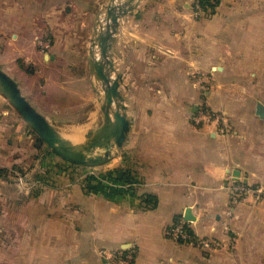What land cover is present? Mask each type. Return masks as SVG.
I'll use <instances>...</instances> for the list:
<instances>
[{
    "label": "crops",
    "instance_id": "0c3cea01",
    "mask_svg": "<svg viewBox=\"0 0 264 264\" xmlns=\"http://www.w3.org/2000/svg\"><path fill=\"white\" fill-rule=\"evenodd\" d=\"M191 1L138 0L118 17L109 53L130 123L100 170H126L136 180L117 191L89 189L88 174L65 170L26 176L29 186L17 187L3 171L60 162L0 95V264H108L100 251L117 247L133 249V264H264V0H219L207 15H194ZM95 2L94 10L91 0H0V69L23 92L13 72L35 75L63 55L89 51ZM47 37L45 51L38 42ZM191 71L207 73L205 94ZM88 72L70 87L80 102L94 101L86 118L100 114ZM50 75L33 86L55 82ZM75 104L62 116H76ZM201 104L217 118L204 119ZM234 180L262 190L232 203ZM146 193L155 206H141ZM186 207L196 217L187 223L195 239H172L167 229ZM210 237L219 246H199Z\"/></svg>",
    "mask_w": 264,
    "mask_h": 264
},
{
    "label": "water",
    "instance_id": "95a60500",
    "mask_svg": "<svg viewBox=\"0 0 264 264\" xmlns=\"http://www.w3.org/2000/svg\"><path fill=\"white\" fill-rule=\"evenodd\" d=\"M138 0L115 2L109 0L103 5L104 17L96 19L94 32L90 39L88 69L102 86L101 123L84 133L82 139L64 135L48 117L40 113L25 97L18 83L4 70L0 69V93L8 100L30 128L45 142L46 149L71 162L80 165L98 164L107 159L113 146L120 147L129 129V119L124 109L125 103L119 92V75H111L113 61L109 50L114 41L118 17L132 12ZM104 19V23L102 22ZM97 46L98 52L92 50ZM99 93V91H97ZM261 113V108L257 109ZM185 220L196 219L190 207L183 213Z\"/></svg>",
    "mask_w": 264,
    "mask_h": 264
},
{
    "label": "rangeland",
    "instance_id": "374dc122",
    "mask_svg": "<svg viewBox=\"0 0 264 264\" xmlns=\"http://www.w3.org/2000/svg\"><path fill=\"white\" fill-rule=\"evenodd\" d=\"M91 1L93 3L94 10L96 9L95 7L97 6L95 1H99L101 3V6L98 8L97 14H96L98 16V19H100L101 14L104 13L103 4H105L109 0H91ZM122 1H124V0H115V2H122ZM194 1L195 0H192L190 3L193 14H194V10H195V2ZM206 8H207V6H206ZM203 14L207 15L210 13H207L202 9V11H200L199 15H203ZM92 50L95 54H97L98 49H97L96 45L92 48ZM45 51H47V50H45ZM88 57H89L88 51H84L82 54L76 53V54H70V55H63V57H60V60H58L59 62L57 64L52 65V68H51V65L47 66V67H43L42 69L39 68V70H41V71L35 75H33V73L29 74V73L23 72L22 76H19L18 72L17 73L13 72L15 77L20 80L21 86L24 90L23 92H25V94H27V95L30 94L28 96H32V98H37V99H39V101H41L40 104L38 102L36 103L37 106H39L41 108V110L45 111L46 107H47V109L53 110L52 113L55 114L56 116L54 118L51 117L52 119L49 118L50 121L52 120L51 122H53L57 126V128L67 137L79 139V140L84 137V133H86L90 129L97 127L102 121V111L100 109V104L102 101L103 91H102V86H101L100 81H97L94 78V76L91 75L92 85L93 84L94 85L90 90H91V93H92V96L94 97V99H95L96 94H97V97L99 99V100H97V97H96L95 106L99 107L100 114L99 115L97 114L95 117L86 118L83 116L85 113H88L92 110L94 101L90 102L89 100H82V102H80L81 98H79V96L76 93H72L70 90L71 85H73V82H75V80H73V79H76L77 77H80V76H86L85 73H87V71H88V62H87ZM112 57L114 58V54L109 53V58L112 59ZM1 64L2 63H0V65ZM19 66H22L21 63H19ZM27 66L33 68V70H34L33 65L31 66L28 64ZM113 66H114V64H113ZM47 73H51L52 77H54V79H55V82L52 81L51 84H44L42 82L41 86H39V87L33 86L36 79L38 80L39 77H41L40 79H42V77H44V79H45V77H46L45 74H47ZM110 73L113 76L117 74L115 68H114V70H111ZM190 73H191L193 78L202 79V82H204V83H203V85L199 86V89H201V92H204L203 94H205V91L210 88V84H211L210 83L211 80L209 78H207V73L205 71H191ZM67 88L70 91L67 92V90H65ZM41 89H44L46 92L43 90L44 92L41 91V93H40L39 90H41ZM76 89L79 90L80 88L76 87ZM125 89H127V87ZM97 91H99V93H97ZM119 92H120V94H122V89H121V91L119 90ZM125 92H126V90H125ZM0 95L4 98V101H6V103H9L8 100L1 93H0ZM74 103H76L75 105L80 109V110L76 109V113H77L76 116L67 117L68 115H66V114L62 116V114L64 112L67 113L66 111L63 110V109H65L64 107H70V105H72ZM11 107L16 113H18L13 108L12 105H11ZM48 107H51V108H48ZM204 108L205 107L201 104L200 108L197 111L199 112L200 110H203ZM209 111H211V110H209ZM197 117H198L197 114H195V116L193 118V122L195 124L200 123V121H201V119H199V118L197 119ZM75 133H78V134H75ZM74 134H75V136H74ZM43 143H44L43 144L44 149L47 150L45 142H43ZM116 149H117V147L113 146V148L111 150L110 155H113V157H115ZM51 155L52 156L56 155V158L59 159V162L60 163L62 162V159L59 158V155L54 154V153H52ZM103 162L104 161H102V163ZM100 163L80 165L77 167H68L65 169L60 167V169H63L62 172H64V170H65V172L69 173L70 175H75V176H79L80 178H82V177H84V175H87L90 173H96L97 174L98 172H100L101 171L100 168L102 167L100 165ZM29 164L30 163L28 162V168L26 170L21 169V168L20 169L16 168L14 170L11 169V171H3V174L6 176L16 178L18 181L17 187H21L22 185L27 187V186H29L30 182L24 183V180H26V176H30L29 178H36V176L42 177L39 175H42L44 173L48 174V173H59V172H61V171H59L58 165L53 164V162H49V164H46V162H44L43 166L39 167L37 170L32 171V173H31V170H30L31 168H30ZM29 173H31V174H29ZM11 187L15 188L16 186H11ZM33 188L35 189L36 185H33Z\"/></svg>",
    "mask_w": 264,
    "mask_h": 264
},
{
    "label": "built area",
    "instance_id": "2783aa9c",
    "mask_svg": "<svg viewBox=\"0 0 264 264\" xmlns=\"http://www.w3.org/2000/svg\"><path fill=\"white\" fill-rule=\"evenodd\" d=\"M194 2H195L194 15H199L200 11H202L203 8L199 4L198 0H195ZM214 2L215 0H210V3H214ZM38 43L42 48V50H47L49 46L47 40L44 39L39 40ZM200 112L202 116H205L204 119L206 120L217 118V115L214 112L209 111L206 107L203 110H200ZM229 190H230V199L231 202L233 203L247 194L250 193L257 194L262 189L234 180L229 185ZM228 213H230V209L228 210ZM187 223L188 220H185L183 217L178 218L171 226H169V228L167 229V234L169 235V237L175 240L193 241L195 237L193 236V233L191 232V229L189 228ZM223 227L227 229L229 227V222L224 221ZM198 244L202 248L210 249L219 246L220 241L216 237L202 238L198 241ZM100 254L107 260L108 264H133V259H134L133 249L129 247L102 249L100 251Z\"/></svg>",
    "mask_w": 264,
    "mask_h": 264
},
{
    "label": "trees",
    "instance_id": "16d2710c",
    "mask_svg": "<svg viewBox=\"0 0 264 264\" xmlns=\"http://www.w3.org/2000/svg\"><path fill=\"white\" fill-rule=\"evenodd\" d=\"M219 0H215L214 3H210V0H198L199 4L203 7V10L207 13H211L214 11V8ZM207 6V8H206ZM45 40L51 44V39L47 37ZM38 140L43 142V140L38 137ZM47 153H54L53 151L48 150ZM55 154V153H54ZM60 157V156H59ZM61 163H57L59 171H63V169L68 167H77L80 166L78 163L71 162L63 157ZM62 167L63 169H60ZM45 174V173H44ZM39 176H43L39 175ZM88 188L89 189H110L112 191L119 190L118 184L121 183H131L136 180L134 177H131L130 173L126 170H118L116 168H110L103 171L98 172L96 175L88 174ZM37 179L41 177L36 176ZM141 206L143 207H153L155 206L157 199L155 196L146 193L141 196Z\"/></svg>",
    "mask_w": 264,
    "mask_h": 264
},
{
    "label": "bare ground",
    "instance_id": "6f19581e",
    "mask_svg": "<svg viewBox=\"0 0 264 264\" xmlns=\"http://www.w3.org/2000/svg\"><path fill=\"white\" fill-rule=\"evenodd\" d=\"M72 134V133H71ZM75 134H78V133H75ZM75 134H74V136H75ZM78 136V135H77ZM76 138V137H75Z\"/></svg>",
    "mask_w": 264,
    "mask_h": 264
}]
</instances>
